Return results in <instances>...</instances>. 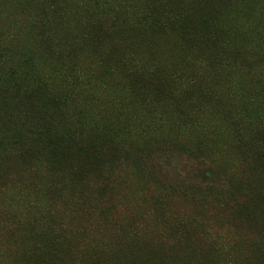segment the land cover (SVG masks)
Wrapping results in <instances>:
<instances>
[{
  "label": "trees",
  "instance_id": "trees-1",
  "mask_svg": "<svg viewBox=\"0 0 264 264\" xmlns=\"http://www.w3.org/2000/svg\"><path fill=\"white\" fill-rule=\"evenodd\" d=\"M0 264H264V0H0Z\"/></svg>",
  "mask_w": 264,
  "mask_h": 264
}]
</instances>
